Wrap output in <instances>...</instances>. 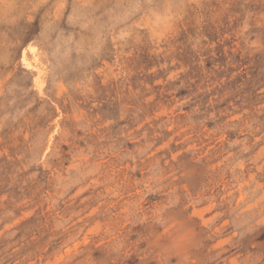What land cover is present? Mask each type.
<instances>
[{
	"label": "rangeland",
	"instance_id": "374dc122",
	"mask_svg": "<svg viewBox=\"0 0 264 264\" xmlns=\"http://www.w3.org/2000/svg\"><path fill=\"white\" fill-rule=\"evenodd\" d=\"M0 264H264V0H0Z\"/></svg>",
	"mask_w": 264,
	"mask_h": 264
}]
</instances>
